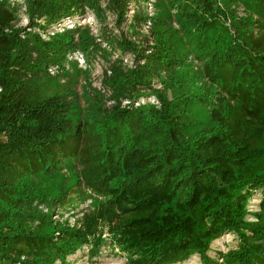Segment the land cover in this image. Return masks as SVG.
<instances>
[{
    "label": "trees",
    "instance_id": "trees-1",
    "mask_svg": "<svg viewBox=\"0 0 264 264\" xmlns=\"http://www.w3.org/2000/svg\"><path fill=\"white\" fill-rule=\"evenodd\" d=\"M145 1L24 0L31 27L43 32L88 13L101 23L110 52H118L103 69L111 104L100 102L74 122L72 93L42 94L37 87L47 67L61 66L76 46L102 55L100 43L85 28L77 42L75 29L47 39L29 31L20 37L0 0V264H64L89 235L123 252L127 264H168L193 253L214 264L206 250L229 232L238 241L223 253L226 263L264 264V0H244L249 18L213 0L155 1L144 31ZM129 3L128 33L115 34L105 18L112 15L120 27ZM162 4L174 10L176 29ZM176 33L201 62L203 81L173 75L190 64ZM124 54L131 67L122 63ZM152 77L162 89L152 88ZM148 93L157 107L132 104ZM190 102L205 109L211 125L186 137ZM68 157L78 167L71 187L105 197L79 227L53 223L31 208L39 196L26 183L55 172ZM252 189L263 191L254 223L244 220ZM97 220L106 226L105 239L97 236Z\"/></svg>",
    "mask_w": 264,
    "mask_h": 264
},
{
    "label": "rangeland",
    "instance_id": "rangeland-1",
    "mask_svg": "<svg viewBox=\"0 0 264 264\" xmlns=\"http://www.w3.org/2000/svg\"><path fill=\"white\" fill-rule=\"evenodd\" d=\"M7 9L11 11L14 17L13 25L15 27L21 28L20 37L27 33H35L40 36L41 39H47L46 35L49 36L55 32H62L65 29H75L73 37L77 42L78 31L81 28L87 29L89 35L94 39L95 42L100 43V47L103 49V54H83L79 50V47L76 46L73 50L69 51L64 56V61L61 66L57 64L49 65L46 70V76L37 87L39 92L42 94L45 93H55V94H67L72 93V113H69L72 121L83 120L87 112L96 108L100 102L102 105L109 106L111 101L108 100V90L102 85L103 80V69L106 68V61L112 60L116 55H118L117 50L110 52L108 46L104 41H102L101 33V23L95 19L93 24L83 23L81 25H75L72 28L71 24H68V21H59L55 28L53 25H50V29H46L43 26V30H47V33L43 35L40 28L31 27L27 24V18L24 8V0H1ZM166 3L167 0H153L152 2V15L154 14V3ZM219 7H227L235 12L240 17L249 18L251 9L248 7V4L244 0H213ZM145 3V2H144ZM163 5V4H162ZM165 5V6H164ZM164 9L168 8L167 4H164ZM142 10L146 13L145 4H142ZM174 10L168 8L169 16V25L176 29L177 25L173 20ZM113 16L107 14L105 18L106 27L110 28L111 31L117 34V30H122L128 33V27H130V21L124 20V24H121L120 27L113 25ZM42 24V20L37 22ZM56 23V22H55ZM103 23V22H102ZM30 26V27H29ZM60 28V30H55ZM53 31V32H52ZM52 32V33H51ZM80 32V31H79ZM176 41H178V47L183 48L184 51H187L188 55L187 60L188 70L185 68H179L178 70L174 69L173 75L181 77L184 75H189L193 78L194 81H203V74L201 70V62L199 59L193 57V52L191 51V46L183 39V36L180 33H176ZM105 51L109 53V56L105 58ZM80 54V56H78ZM86 55V56H85ZM127 54H124L125 56ZM129 55L127 62L131 59ZM123 58V57H122ZM102 59V60H101ZM82 60V61H81ZM127 67H131L133 64H127ZM187 71V72H186ZM108 74V71L105 72ZM104 73V74H105ZM182 73V74H180ZM156 77L151 78V86L153 89H162V86L159 83ZM178 91H185L182 88H179ZM167 97H170V92L166 93ZM102 98V100L100 99ZM153 99V101H152ZM139 100H142L140 102ZM124 101V100H123ZM138 104L148 103L154 107L159 105L156 97L152 93H148L143 97H139L135 100ZM134 101H132V104ZM122 103L121 105H126ZM189 111V116L186 118L185 122V135L186 137L192 136L196 133L202 132L201 130L209 127L211 125L208 116L205 112V109L199 104L189 103L187 106ZM78 167L74 159L65 158L59 164L57 170L51 174H37L26 179V183L32 186L34 194L39 197L35 198L32 202L33 209L37 212L46 215L53 223H58L62 225L79 227L81 225V220L84 214L90 213L91 210L98 207L102 203L105 197L96 195L90 190L83 187H74L73 182L77 174ZM71 187L69 192H65L68 187ZM246 197V215L244 220L250 223L256 221L255 213H258L259 201L263 195V191L258 189L248 190ZM61 197V202L57 200ZM58 202V203H57ZM51 203L54 206L50 207ZM28 222V219H26ZM99 235L98 237L107 238L108 234L106 232V226L104 224H99L97 220L96 225ZM238 239L232 233H223L221 236L211 241L207 250L206 255L214 264H228L225 261V258L222 256L224 252L230 249H234L237 244ZM54 264H59V261H55ZM64 264H127L126 255L120 250H117L116 247L110 245L108 241L104 244L98 243L95 238L91 235L88 237V243L82 244L77 248L73 253L66 256ZM168 264H203L201 257L197 253L190 254L187 258L180 260L174 263Z\"/></svg>",
    "mask_w": 264,
    "mask_h": 264
},
{
    "label": "built area",
    "instance_id": "built-area-1",
    "mask_svg": "<svg viewBox=\"0 0 264 264\" xmlns=\"http://www.w3.org/2000/svg\"><path fill=\"white\" fill-rule=\"evenodd\" d=\"M152 2H153V0H146L145 1V10H146V16H147V19L144 21V23L142 24V29L144 30V31H146L148 28H149V25H150V20H149V18L151 17V15H152ZM133 10H134V5H132V3H129L128 4V6H127V9H126V12H125V20H128V21H130V19H131V15H132V13H133ZM62 21V20H61ZM63 21H68V24H71L72 25V28L75 26V25H81V24H83V23H87V24H93L94 22H95V18L91 15V14H85L84 16H82V17H74V18H70V19H66V20H63ZM59 22H56V23H53V24H51V25H53V27H51V28H55L56 26H57V24H58ZM46 29L48 30V29H50L49 28V26L48 27H46ZM47 30H44L42 33H43V35L44 34H46L47 33ZM55 30H60V28H58V29H55ZM53 32V31H52ZM51 32V33H52ZM46 37H47V35H46ZM78 56H80V54H78ZM127 58H128V55H125V56H123V58H122V60H123V62H125V63H127V64H130L131 63V59H129L130 61L129 62H127L126 60H127ZM82 61V60H81ZM140 102H142V100H139ZM152 101H153V99H152ZM123 102H125L124 104H127L128 103V101L127 100H124V101H122V103ZM134 103V106L135 105H138V102H136V101H134L133 102ZM252 190H254V189H252Z\"/></svg>",
    "mask_w": 264,
    "mask_h": 264
}]
</instances>
